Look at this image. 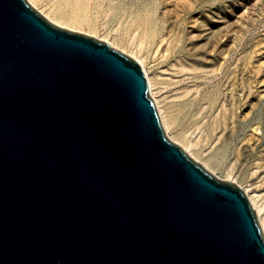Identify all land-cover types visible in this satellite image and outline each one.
Masks as SVG:
<instances>
[{
    "label": "water",
    "instance_id": "1",
    "mask_svg": "<svg viewBox=\"0 0 264 264\" xmlns=\"http://www.w3.org/2000/svg\"><path fill=\"white\" fill-rule=\"evenodd\" d=\"M0 264H264V235L166 137L139 62L0 0Z\"/></svg>",
    "mask_w": 264,
    "mask_h": 264
},
{
    "label": "rangeland",
    "instance_id": "2",
    "mask_svg": "<svg viewBox=\"0 0 264 264\" xmlns=\"http://www.w3.org/2000/svg\"><path fill=\"white\" fill-rule=\"evenodd\" d=\"M33 1L139 62L166 137L264 203V0Z\"/></svg>",
    "mask_w": 264,
    "mask_h": 264
},
{
    "label": "bare ground",
    "instance_id": "3",
    "mask_svg": "<svg viewBox=\"0 0 264 264\" xmlns=\"http://www.w3.org/2000/svg\"><path fill=\"white\" fill-rule=\"evenodd\" d=\"M29 2L33 5L36 3L33 0H29ZM28 2V3H29ZM60 23V22H59ZM150 88L152 90L151 82L149 81ZM161 113V111H160ZM167 129L168 126L166 125ZM246 194H248V198L257 214L259 224L261 225L263 231H264V203L262 202V197L259 195L258 191L256 189H251L250 191H246Z\"/></svg>",
    "mask_w": 264,
    "mask_h": 264
}]
</instances>
